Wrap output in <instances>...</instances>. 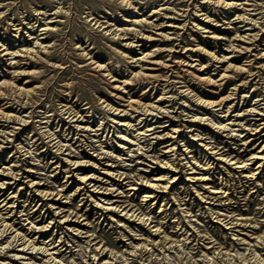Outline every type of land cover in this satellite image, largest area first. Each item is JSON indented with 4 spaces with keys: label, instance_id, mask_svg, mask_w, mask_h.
<instances>
[{
    "label": "rangeland",
    "instance_id": "obj_1",
    "mask_svg": "<svg viewBox=\"0 0 264 264\" xmlns=\"http://www.w3.org/2000/svg\"><path fill=\"white\" fill-rule=\"evenodd\" d=\"M0 107V264H264V0H0Z\"/></svg>",
    "mask_w": 264,
    "mask_h": 264
},
{
    "label": "bare ground",
    "instance_id": "obj_2",
    "mask_svg": "<svg viewBox=\"0 0 264 264\" xmlns=\"http://www.w3.org/2000/svg\"><path fill=\"white\" fill-rule=\"evenodd\" d=\"M129 2V1H128ZM133 2V1H132ZM130 5H133V3H129ZM240 5V4H239ZM133 8H136V7H133ZM155 10V9H154ZM39 19V18H38ZM246 20V19H245ZM45 22V21H44ZM141 22H143V19L141 20ZM145 24V23H144ZM208 24V23H207ZM257 23H254V24H252V26H254V25H256ZM49 23H42L41 25H40V27L41 26H47L45 29H43V30H46V29H50L49 28ZM247 25H251V23H248ZM162 26V25H161ZM251 27V26H250ZM160 28V27H159ZM207 28H209V26L207 27V26H205L204 27V29H207ZM202 29V28H201ZM253 29V28H252ZM250 30V29H249ZM37 31V30H36ZM116 31V30H115ZM126 32V31H125ZM142 32V31H141ZM206 32V31H205ZM123 33V32H122ZM127 33V32H126ZM33 34V33H32ZM45 34V33H44ZM111 34H114V36H116L117 35V32H115V33H111ZM153 34V33H152ZM247 34L248 33H246L245 34V36H240V39L239 40H242L244 43H246L247 41H246V39L245 38H247V39H255V38H249V37H246L247 36ZM30 35H31V33H30ZM41 35V34H40ZM139 35H141L142 37L144 36V33H138V32H136L135 33V37L136 38H139ZM249 35V34H248ZM152 35H150L149 37H151ZM166 37L164 38V41L166 40V41H169V35H165ZM221 39V38H220ZM172 40V39H171ZM170 40V41H171ZM37 42H39V41H37ZM44 42H41V44H40V46L39 47H42V44H43ZM33 44V43H32ZM36 44V43H35ZM144 45V44H143ZM250 45V44H249ZM129 46H131L132 48H135L134 46L135 45H133V43H129ZM47 47V46H46ZM231 47V46H230ZM236 47L237 46H234L233 47V50H231L230 52H227L226 53V55L227 54H235V53H237V51L238 52H243V50L245 51V50H249V46H246V47H243V48H241L240 50H236ZM139 48V47H138ZM6 50H8V49H6ZM28 50V49H27ZM83 50H87V48H85V49H83ZM160 52L159 54L161 55V50H156V51H152L149 55H146V56H144V58H142V59H139V60H136L135 62L136 63H143V61H145L147 58H149V57H151V56H153L156 52ZM24 52H27V51H24ZM7 54V53H6ZM12 55H14V53H11ZM89 54H91V53H86V55H89ZM224 55V54H223ZM194 56V55H193ZM134 58V57H133ZM215 58L216 59H218V60H220V62H228V66L224 69V71H222V72H220L221 74H220V77H221V80H222V83L221 84H219L218 85V82L219 81H217L216 80V78L215 77H213V76H211V75H209V78H208V81H209V83L210 84H212L213 86H225V85H227V82H228V80H226V78H228L229 77V74H228V72L229 71H232V70H234V71H237L238 70V72H240V71H242V73H244V72H246V71H248V72H251L248 68L246 69V67H235V66H232V63L230 62V60H228V59H233V58H236L235 56L234 57H226L225 55L224 56H222L221 58L219 57V55L218 56H215ZM256 59V58H255ZM254 59V60H255ZM211 60V59H210ZM257 60V59H256ZM12 62V61H11ZM256 62V61H255ZM203 63V62H202ZM164 64V63H163ZM144 65H146V64H142V67L139 69V70H137L136 72L133 70L132 72H131V74L130 75H127L126 77H119V76H117V75H115V74H113L114 72H111V70H108V69H105V67L104 66H101V65H98L97 67H99V68H101L102 70H106L107 72H108V75L110 76L111 75V78L113 79V88L115 89V91H116V96H118V99H120V101H124V102H126L127 103V105H126V108L125 109H123L122 111H120L118 114H120V113H123L121 116H120V120H119V122L120 121H123V122H121V123H123V124H121V125H123V127L124 126H127V128L128 129H130V130H134V127H136V125L135 124H133V121H135V118H134V116H133V113L134 112H136L137 110H138V108H134V105H133V102L134 101H131V98H132V96H129L130 97V99H127V97H128V95H127V93H126V90L129 88V87H131L137 80H139L142 76H144L145 75V73L146 72H144V69H143V67H144ZM14 66V65H13ZM16 67V66H15ZM175 67V66H174ZM250 68V67H249ZM135 69V68H134ZM220 69V68H219ZM9 70H10V68H9ZM223 70V69H222ZM210 71V70H209ZM259 71V70H258ZM262 71V70H261ZM238 72H237V74H238ZM235 73V72H234ZM14 74H23V73H17V72H15L14 71ZM127 74V73H126ZM210 74V73H209ZM256 74V73H255ZM123 75V74H122ZM235 75V74H234ZM236 76V75H235ZM15 78V77H14ZM143 78V77H142ZM122 79H124V80H122ZM159 79V78H158ZM236 80V79H235ZM252 81V80H251ZM14 82H16V81H13V83H9V81L7 82V81H5V82H3L2 83V85H3V87H7V86H9V85H14ZM249 83V82H248ZM235 85V84H234ZM170 86V85H169ZM237 86V85H236ZM174 87H175V85H174ZM227 90V89H226ZM235 90H236V88H235ZM16 91H19L20 93H23V91H25V88H22V89H20V88H16ZM164 91V90H163ZM214 91V90H213ZM237 91V90H236ZM232 92L231 94H228V96L225 98L224 97V99H215V100H211V101H205L206 103H207V105L209 106H212V107H214V106H222V105H224V103L225 102H227V101H229V100H232V101H234L235 99H237L238 100V98H239V96L238 97H236V95L238 94V92ZM31 92H33L32 90H27V91H25V93H27V94H30ZM130 94V93H129ZM216 94H218V93H216ZM215 95V94H214ZM248 95V94H247ZM149 96V95H148ZM242 98H243V96H242ZM164 97L162 96L161 98H160V100L158 101V103L159 102H161V100H163V102H164ZM213 99V98H212ZM240 100H241V97H240ZM240 100L238 101V102H240ZM243 100V99H242ZM141 101V100H140ZM248 101V100H247ZM142 102V101H141ZM8 103V102H7ZM202 103H204V102H202ZM234 103V102H233ZM257 103V102H256ZM236 104V103H235ZM249 104V103H248ZM258 105V104H257ZM255 106V105H254ZM144 107L145 108H148V109H146V111H149V110H157V109H160V110H162V108L160 107V105H154V103H153V105L152 104H150V105H148V104H144ZM244 107V106H243ZM113 108V107H112ZM231 108V107H230ZM230 108L228 109V111H223L222 113H226L227 115H228V112H230ZM135 109V110H134ZM254 109H255V107H254ZM254 109H252L251 111H255ZM118 109H115V111H117ZM130 110H134V111H130ZM69 111V110H68ZM71 112V111H70ZM150 112V111H149ZM0 113L2 114H4V110L0 107ZM72 113H74V111H72ZM79 113H81V112H79L78 111V113H76V116H78L79 115ZM221 113V114H222ZM9 114V113H8ZM80 117H82V115H79ZM226 116V115H225ZM84 118V117H83ZM227 118V117H226ZM230 118L228 117L226 120L228 121ZM139 121V120H138ZM127 122V123H126ZM143 121H141L139 124H141ZM144 123V122H143ZM221 124H223V122L221 121ZM147 126V123H146V125H144V127H146ZM257 126V125H256ZM126 128V129H127ZM157 128V127H156ZM156 128H154V129H152V130H155ZM222 128H226V125H224L223 124V127ZM150 129V128H149ZM138 130L139 129H137L136 128V130H134V135L136 134V136H138V137H136V139L135 140H140L139 138H142L141 137V134H143V133H138ZM140 130H142L143 131V128L142 129H140ZM147 132V131H146ZM146 135V134H145ZM147 136V135H146ZM262 138V137H261ZM55 144V143H54ZM59 146V145H58ZM61 149H63V147H59V150H61ZM73 152V151H72ZM255 158H259V157H255ZM173 162V161H172ZM170 163V162H169ZM236 163H243L242 164V166H240V167H247V164H246V162L245 161H243V162H236ZM194 169V168H193ZM197 169V168H196ZM91 179V178H90ZM203 179V178H202ZM205 180V179H204ZM153 185V184H152ZM5 195V194H4ZM4 195H2V196H0V199H2L3 198V196ZM155 197V196H154ZM1 203H4V207H6L8 204H9V200L7 201V198H5V199H3L2 200V202ZM5 209H9V208H5ZM11 209V208H10ZM116 209V208H115ZM124 210V209H123ZM35 213L36 212H34V214L33 215H35ZM15 214V213H14ZM0 215H2V212H1V210H0ZM28 215V214H27ZM45 218V217H44ZM33 220V219H32ZM4 221H6V220H4ZM8 227V228H7ZM15 226H13V225H10V226H7L6 225V227L1 231V237H3V235L5 234V232H7V231H9L10 230V228H14ZM20 234V233H19ZM19 236V235H18ZM23 236V235H22ZM6 237V236H5ZM4 237V238H5ZM25 242V241H24ZM65 245V244H64ZM8 246V245H7ZM45 247V246H44ZM49 250V249H48ZM59 250V249H58ZM56 251V250H55ZM61 252V251H60ZM44 253V252H43ZM63 253V252H62ZM52 254V253H51Z\"/></svg>",
    "mask_w": 264,
    "mask_h": 264
}]
</instances>
